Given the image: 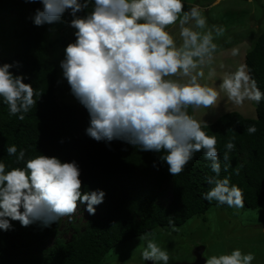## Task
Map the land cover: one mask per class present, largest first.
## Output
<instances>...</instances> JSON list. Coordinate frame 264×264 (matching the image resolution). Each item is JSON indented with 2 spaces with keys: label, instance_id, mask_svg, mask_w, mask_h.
<instances>
[{
  "label": "clouds",
  "instance_id": "1",
  "mask_svg": "<svg viewBox=\"0 0 264 264\" xmlns=\"http://www.w3.org/2000/svg\"><path fill=\"white\" fill-rule=\"evenodd\" d=\"M25 2L40 5L28 17L34 26L47 25L49 33L59 24L71 30L57 83L66 81L70 95L86 110L87 137L109 148L120 141L139 152L156 153L153 167L158 171L165 164L173 177L201 153L213 173L205 178L209 187L201 199L237 211L245 207L243 190L230 175L221 176L231 166L235 137L225 141L221 156L204 116L222 103L227 113L259 106L264 90L249 65L238 59L247 41L230 48L219 43L227 26L210 23L206 13L221 0L206 5L197 0ZM20 66L19 61L0 63V103L9 116L23 121L37 105L34 97L42 94L25 82L26 74L13 71ZM245 131L253 135L257 127L249 124ZM5 151L17 166L0 159V232L13 230V221L25 228H49L64 218L73 220L78 211L95 215L104 203L106 192L83 183L76 160L40 152L26 158V149L16 144ZM168 225L179 231L173 220ZM137 239L143 244L142 264H170V250L157 243L154 232L140 233ZM202 258L204 264H253L256 254L233 247Z\"/></svg>",
  "mask_w": 264,
  "mask_h": 264
},
{
  "label": "trees",
  "instance_id": "2",
  "mask_svg": "<svg viewBox=\"0 0 264 264\" xmlns=\"http://www.w3.org/2000/svg\"><path fill=\"white\" fill-rule=\"evenodd\" d=\"M39 6L25 0H0V16L13 17L19 27L14 33L17 42L0 56V63L19 61L21 66L13 71L26 74L29 79L25 82L42 94L40 99L34 97L37 105L23 121L9 116L6 106L0 103V159L10 167L17 166L15 158L6 155L5 147L11 144L26 149V158L42 153L74 159L81 167L83 183L93 190L103 189L106 197L99 216L92 217L85 230L76 231L69 242L57 237L61 222L49 228L39 224L25 228L13 221V230L0 232V264H101L110 250L136 239L140 233L157 229L169 232L170 219L181 227L211 207L226 209V205L217 207L215 201L201 199L209 187L205 178L213 175L201 153L184 172L173 177L167 165L160 164L158 171L153 167L156 153L139 152L120 141L111 142L109 148L85 135L86 110L81 105L61 102L57 95L62 91L50 58L49 37L53 33L49 34V26L36 27L28 19ZM62 32L56 29L54 33ZM55 39L53 44L65 46ZM244 62L264 90V32L252 42ZM254 109L255 119L230 112L206 129L209 135L217 136L221 156L225 141L235 137L236 150L229 153L231 166L221 176L230 175L232 183L243 190L244 208L248 210L264 204V101ZM249 124L257 127L253 135L245 131ZM166 191L171 202L163 207L158 201ZM47 239L53 240V246L34 254Z\"/></svg>",
  "mask_w": 264,
  "mask_h": 264
},
{
  "label": "rangeland",
  "instance_id": "3",
  "mask_svg": "<svg viewBox=\"0 0 264 264\" xmlns=\"http://www.w3.org/2000/svg\"><path fill=\"white\" fill-rule=\"evenodd\" d=\"M189 3L192 0H188ZM202 5L212 3V0H197ZM210 23H222L227 26L228 31L219 43L223 48H230L236 43L247 41V46L242 49L244 53L240 61L244 62L245 54L249 51L252 42L264 32V0H221V3L206 13ZM18 22L14 18L0 16V56L8 53L7 48L17 42L15 32L19 30ZM56 29L63 30L57 35L53 33L49 40L52 52L50 58L57 69V80L61 78L59 61L63 58V45L53 44L58 39L60 43H66L73 39L71 30L64 24L56 26ZM65 28V29H64ZM50 34V33H49ZM48 34V35H49ZM55 39V40H56ZM227 59V57H225ZM231 63V60H228ZM61 93L57 94L61 102L79 105L69 93L67 82L59 83ZM230 112L239 113L246 119H255L253 105H245L241 109H232ZM229 112V113H230ZM223 103L215 112H209L204 120L209 124L214 123L222 115L226 114ZM171 195L166 191L164 198L158 202L161 206L167 207L171 202ZM103 205L97 206L95 215L78 211L71 221L68 218L62 219L58 230V239L62 242H69L77 232L86 228L87 222L92 217H98ZM204 215L195 217L179 227L178 232H165L157 229L154 231L157 243L170 250L172 261L170 264H192L195 261V248L203 247V257L207 255L228 251L233 247H239L243 251H252L256 254L253 264H264V204L255 210L226 208L220 210L211 207ZM77 231V232H76ZM136 238L123 245L113 248L101 264H142L140 250L143 244ZM53 246V240H45L35 249L34 254H40ZM204 259V258H203ZM151 264V262H148Z\"/></svg>",
  "mask_w": 264,
  "mask_h": 264
},
{
  "label": "water",
  "instance_id": "4",
  "mask_svg": "<svg viewBox=\"0 0 264 264\" xmlns=\"http://www.w3.org/2000/svg\"><path fill=\"white\" fill-rule=\"evenodd\" d=\"M204 252V248L203 247H197L195 248V261L192 264H204V259L202 258Z\"/></svg>",
  "mask_w": 264,
  "mask_h": 264
}]
</instances>
